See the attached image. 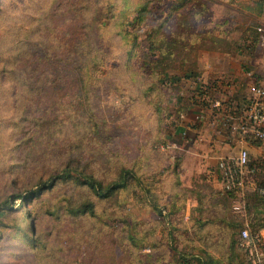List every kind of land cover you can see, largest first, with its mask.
<instances>
[{
  "label": "rangeland",
  "instance_id": "rangeland-1",
  "mask_svg": "<svg viewBox=\"0 0 264 264\" xmlns=\"http://www.w3.org/2000/svg\"><path fill=\"white\" fill-rule=\"evenodd\" d=\"M177 2L0 0V20L9 26L24 20L27 12L38 19L39 14L32 10L34 5L55 7L53 14L62 15L65 24H69L65 10L88 19L96 8H101L99 13L106 15L105 22L99 19L96 30L85 36V57L88 59L97 45L96 52L104 64L89 73L82 87H69V149L73 158L87 163V168L98 176L110 178L120 167H131L137 177L127 190L96 201L98 215L93 217L69 216L66 221L61 211L58 218L48 214L46 205L60 198L58 187L27 205L14 199L11 209L0 218V264H244L234 238L243 217L247 221L249 218L246 201L250 207L259 199L250 195L245 200V189L264 184V155L250 153L251 183L242 195L244 214H237L232 208L236 195L228 194L220 186L217 159L208 165L210 170L213 165L216 167L220 183L215 185L210 176L188 170L191 167L185 165L192 161V154L172 144L168 137L178 125L184 105L196 94L194 82L172 75H177L180 54L186 48L204 51L200 54L202 62L215 61V56L205 53L213 48L227 51L220 58L228 54L231 58L235 53V58L242 60L240 56L248 52L243 57L264 80V42H251L253 30L263 26L264 16L260 10L243 13L234 5H245L242 3L248 0H190L178 8L180 15L172 12L159 25L172 3ZM200 2L208 11L198 5ZM187 10L197 13L203 21L212 14L219 22L220 35L204 40L171 37L175 36L171 30H178L175 22ZM197 23L195 19L193 25L201 31L207 27ZM132 35L136 44L131 43ZM167 48L175 54L164 67L144 61L146 52L152 59ZM186 59L189 65L192 56ZM87 66L90 69L93 62L88 60ZM210 91V96H217L216 90ZM9 103L0 93V200L21 190L17 183H10V163L17 152L7 136ZM208 117L203 119L202 126L208 127L207 122L213 119L212 114ZM227 122L231 128L232 120L222 119L221 134L225 133L223 123ZM17 180L20 184L22 175H17ZM78 193L69 185L72 198ZM30 218L38 238L35 247L28 243Z\"/></svg>",
  "mask_w": 264,
  "mask_h": 264
},
{
  "label": "trees",
  "instance_id": "trees-1",
  "mask_svg": "<svg viewBox=\"0 0 264 264\" xmlns=\"http://www.w3.org/2000/svg\"><path fill=\"white\" fill-rule=\"evenodd\" d=\"M189 1L179 0L177 3H172L170 11L159 25L173 13L180 15L179 11L177 12L178 8ZM198 5L208 11L202 2ZM54 9L55 7L49 4L47 7L34 5L32 10L39 14L38 19H34L33 13L27 12L26 18L15 23L14 26L4 24L0 20V93L10 102L7 110L9 126L7 136L11 140L12 148L17 152L16 159L10 163L13 175L10 183H17L16 185L21 187L20 191L1 198L0 218L11 209L14 199H19L22 205H27L30 201L40 198L44 192L57 187L60 189V198L45 207L52 217L58 218V211L62 212L66 221H69V216L80 218L97 216L96 201L109 199L119 190H127L132 185L133 178H137L131 167H120L110 178L98 176L87 168V163L71 155L69 87H82L89 75L96 70V66L104 64L96 52L97 45H95L96 49L90 53L92 55L86 59L88 50H85L87 45L85 36L90 30L97 28L99 19H102L101 23H104L106 15H100L101 8L98 7L90 18L85 19L79 17L80 14L74 15V12L69 9V11L65 10L69 13V24H65L62 15L55 17ZM184 14L181 20L175 22L178 30H171V34H175L171 37H177L179 40H204L216 37L193 25L195 19L198 25L203 23V20H199L197 13L187 10ZM244 40H247L246 36ZM258 40V32L254 29L251 42ZM89 42L92 44L93 40L90 38ZM131 43L136 44L134 35H132ZM152 47L151 43L150 48ZM172 48L160 51L161 54L155 55L152 59L146 52L144 61L147 63L153 61L156 66L164 67V63H169L173 58L172 55L175 54ZM198 50V48L191 50L186 48L183 54H180L182 58L177 66L178 73L172 75L173 78L196 81V51ZM152 51L151 49L149 52L151 55ZM189 55L192 56L193 63L190 62L188 65L186 62L189 60L186 57ZM88 60L93 62L90 69L87 68ZM182 61L185 63L183 66ZM142 63L147 65L145 62ZM194 88L196 94L193 95H197L203 105L212 103L213 96H210V90L215 88L200 81ZM78 95L80 96V93ZM78 103L80 104L79 101ZM241 117L242 112L237 118ZM236 133L247 142H260L249 134ZM17 175L23 177L20 184L17 182ZM69 185L79 192L77 197H71ZM250 189H245V200L250 198V195L259 199L253 201L250 207L246 201L248 225L252 226L250 232L257 233L264 228V204H261L264 201V195L259 194L255 189ZM227 193L233 195L231 192ZM91 196L93 198H90ZM28 231V243L31 247H35L38 238L33 231L31 218ZM236 236L234 244L240 250L244 264H249L244 249L237 243ZM206 262L203 261V263Z\"/></svg>",
  "mask_w": 264,
  "mask_h": 264
},
{
  "label": "crops",
  "instance_id": "crops-1",
  "mask_svg": "<svg viewBox=\"0 0 264 264\" xmlns=\"http://www.w3.org/2000/svg\"><path fill=\"white\" fill-rule=\"evenodd\" d=\"M249 2L242 3L245 5L240 3V5H234L237 6L238 11L243 13L248 12V10L254 12L260 10L263 17L264 0ZM218 23L212 14L209 15L203 21V24L207 25L203 31L214 36L220 35L218 34ZM198 51L196 56L199 63L196 65V81H193V84L195 86L199 81L207 84L215 88L217 96L214 93L215 96H213L212 103H209V105H203L197 95L190 97L189 102L183 107L178 125L171 130L168 137L172 139V144L177 145L185 153L192 154V161H188L185 165L187 168L191 167V169H188L190 172H195V174L201 176H210L215 181V185H218L216 167L213 165V169L210 170L208 165L214 164V160L219 156L234 153L239 146H244L247 149L248 157H250V153L264 155V141L257 143L247 142L236 133L238 131L228 128L225 123H223V127L227 128L225 133L221 134L219 132V129L222 128L220 126L222 119L228 121L229 118H232V122H235L237 116L242 112L243 104L251 93V87L259 84L260 81L264 82V80L259 75V72H256L257 70H254L247 63V58L243 57L244 55L248 56V52L243 56L241 55L242 60H239L235 58V53L232 55L234 58H230V54L226 58H220V54H227V51L221 52L210 48L206 49L205 53L208 57L215 56V61L211 62L209 59H205V62H202L200 61V54L204 51ZM241 52H244V50L241 49ZM210 114H212L213 119L207 122L208 127L202 126L203 119ZM207 172L209 174H206ZM243 218L246 219L245 217ZM263 230L264 228L261 229L262 233Z\"/></svg>",
  "mask_w": 264,
  "mask_h": 264
},
{
  "label": "built area",
  "instance_id": "built-area-1",
  "mask_svg": "<svg viewBox=\"0 0 264 264\" xmlns=\"http://www.w3.org/2000/svg\"><path fill=\"white\" fill-rule=\"evenodd\" d=\"M225 1L238 2L242 0ZM256 30L259 42H264V23L263 26H256ZM242 117L232 122L231 128L240 134L246 133L264 141V84L251 87V93L242 106ZM216 167L223 190L236 195L232 203L234 212L240 215L244 214L245 205L242 195L246 186L251 183L249 180L251 168L247 149L244 146H239L234 153L219 156L216 160ZM253 188L259 194L264 195V184L256 185ZM237 243L244 249L249 264H264V234L261 230L257 233L250 232L246 219L243 220V224L237 231Z\"/></svg>",
  "mask_w": 264,
  "mask_h": 264
}]
</instances>
